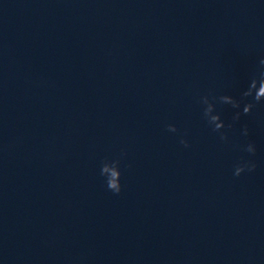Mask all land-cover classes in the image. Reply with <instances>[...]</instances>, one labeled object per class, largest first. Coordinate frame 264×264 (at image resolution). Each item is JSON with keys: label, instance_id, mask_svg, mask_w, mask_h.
Wrapping results in <instances>:
<instances>
[{"label": "water", "instance_id": "1", "mask_svg": "<svg viewBox=\"0 0 264 264\" xmlns=\"http://www.w3.org/2000/svg\"><path fill=\"white\" fill-rule=\"evenodd\" d=\"M262 59L264 0H0V264H264Z\"/></svg>", "mask_w": 264, "mask_h": 264}, {"label": "clouds", "instance_id": "2", "mask_svg": "<svg viewBox=\"0 0 264 264\" xmlns=\"http://www.w3.org/2000/svg\"><path fill=\"white\" fill-rule=\"evenodd\" d=\"M260 64L264 66V59L260 61ZM252 97V101L245 103L243 105L242 112L236 111L233 120H240L242 115H248L252 112V109L260 103H264V70L259 72V76H253L250 80V83L247 89L242 93V98ZM202 105H204L203 109V117L207 121V124L211 127L212 131L219 135V138L223 142H228V132L226 129H231L233 127L232 124H225V122L221 119V115L216 111V103H220L222 105H230L232 109H240L241 101L237 100L231 95H215L209 93L207 95H203L200 97L198 101ZM167 130L169 132L177 133L178 129L175 125L169 124L167 125ZM243 135H249V129L247 126L243 128ZM185 147H189V143L186 139L181 137L179 141ZM244 151L248 152L251 155H255L256 146L254 143L250 142L244 147ZM126 153H122L125 155ZM120 159L115 160H105L102 163L100 175L105 177V183L108 190L113 192L114 194H120L123 185L121 183L122 172L120 170ZM130 167V165H129ZM257 165L255 162L251 160H244L238 163L234 169V176L239 177L245 171L252 172L256 169Z\"/></svg>", "mask_w": 264, "mask_h": 264}]
</instances>
